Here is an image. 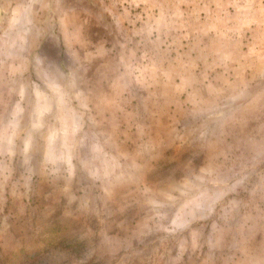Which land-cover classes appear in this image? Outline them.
Here are the masks:
<instances>
[{
	"label": "rangeland",
	"instance_id": "374dc122",
	"mask_svg": "<svg viewBox=\"0 0 264 264\" xmlns=\"http://www.w3.org/2000/svg\"><path fill=\"white\" fill-rule=\"evenodd\" d=\"M0 264H264V0H0Z\"/></svg>",
	"mask_w": 264,
	"mask_h": 264
},
{
	"label": "crops",
	"instance_id": "0c3cea01",
	"mask_svg": "<svg viewBox=\"0 0 264 264\" xmlns=\"http://www.w3.org/2000/svg\"><path fill=\"white\" fill-rule=\"evenodd\" d=\"M205 37H208L207 39H206V42H211V41H214L215 39H216V37H215V35H214V33H212V36L211 37H209V36H204V38ZM204 42V41H203ZM209 55H206V58H205V60L203 61V58H199V59H197V64H198V66L202 69V74L201 75H205L208 71H212L211 72V75H217L218 73H223V72H226L227 74H228V76H230V77H235L236 76V74H238L240 71V68H239V66H234V67H229V69L227 68V67H225L226 68V70L224 69V71L223 70H221V68H222V64H223V61H224V59H222V58H220L218 61H210L207 57H208ZM182 58V57H181ZM179 61V60H178ZM180 64V65H179ZM238 64V63H237ZM177 69V72H175V71H173V70H171L170 68H167V67H164V71L163 72H161V71H159V73H158V78L157 79H155L156 81L157 80H162V81H164L165 82V86H163V87H160V90H164L165 92H172V94H170V95H173V90H174V94L176 93L175 92V88H176V85H177V83L179 84V80H182V78H183V76L182 75H180V72H181V70L183 69V59L182 60H180L178 63H177V67H176ZM230 70V71H229ZM157 74V73H156ZM180 75V76H179ZM200 77V76H199ZM187 79H189V77L188 78H185L184 80H182V81H185V80H187ZM167 83H169L168 84V86H167ZM155 87V86H154ZM167 95H169V93L167 94L166 93V96H165V99H167ZM165 103H167V104H170V103H168L167 101H164ZM171 104H173V106H175L176 105V103H171ZM112 105L113 104H111L110 105V108H111V110L110 109H105V110H103V111H105V112H108V111H110V112H112V113H118V112H120V115H122V116H127L128 115V109L129 108H131V106H128V107H125V106H123V108H118V109H116V110H113L112 111ZM88 106V108L90 107L89 105H87ZM175 110V107H173L172 108V110H171V112H175L174 111ZM169 120V118L166 120V122ZM128 122H130V121H127L126 123H122V125H123V127L124 128H126V126L128 125ZM169 122V121H168ZM167 122V123H168ZM158 124V122H157V117H156V112L151 116V119H149V123H148V125H147V128H148V130L149 131H151L154 127H156V125ZM152 128V129H151ZM157 128V127H156ZM146 132H147V129H146ZM146 135H148V132L146 133Z\"/></svg>",
	"mask_w": 264,
	"mask_h": 264
}]
</instances>
